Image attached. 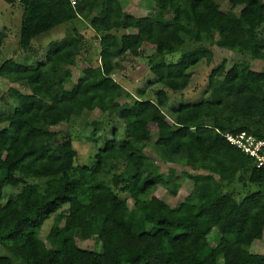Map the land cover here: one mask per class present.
<instances>
[{"label":"trees","instance_id":"obj_1","mask_svg":"<svg viewBox=\"0 0 264 264\" xmlns=\"http://www.w3.org/2000/svg\"><path fill=\"white\" fill-rule=\"evenodd\" d=\"M4 1L22 7L20 49L31 50L36 36L80 18L96 33L99 50L98 64L83 67L74 83L72 67L85 41L76 29L50 41L35 64L12 57L0 63V77L25 88L9 87L10 108L0 110V244L12 255L0 256V264H264V251L249 250L264 231V167L224 136L244 131L264 139V66L242 59L227 68L222 59L208 73L207 99L165 111V88L184 90L188 70L202 59L210 63L213 46L231 48L241 39L244 57L264 61V0H225L228 10L216 0H153L146 16L127 13L120 0ZM5 38L0 31V47ZM188 42L199 45L165 60ZM144 43L153 46L149 70L162 86L150 98L134 96L112 75L119 57L139 56ZM115 109L125 138L119 141L114 129L92 165H75L70 136L55 127L94 112L92 137L97 116ZM161 162L172 166L164 172ZM242 162L251 164L248 181L260 188L236 199L217 180ZM175 166L199 172H183L192 189L172 207L153 193L163 186L177 194ZM74 171L86 172L91 183L79 186ZM5 186L16 191L3 201ZM115 188L129 195L132 207ZM213 227L219 238L200 254ZM79 239H94L95 246L82 248Z\"/></svg>","mask_w":264,"mask_h":264},{"label":"rangeland","instance_id":"obj_2","mask_svg":"<svg viewBox=\"0 0 264 264\" xmlns=\"http://www.w3.org/2000/svg\"><path fill=\"white\" fill-rule=\"evenodd\" d=\"M122 6L126 10H136V15H148L154 8L153 0H120ZM222 10H228L229 5L225 0H216ZM127 12V11H126ZM22 7L18 3L8 4L4 0H0V31L6 34V38L0 47V63L6 58L12 57L17 62L26 64H35L37 61L44 59V53L47 44L50 41L61 39L66 33L76 29L84 36V43L80 47L79 55L74 61L72 67L71 82H76L81 74V70L87 64L96 66L98 64V37L90 28L88 23L80 18L71 22H67L51 29L50 31L41 33L32 39L31 50L24 51L20 49L18 44L19 25L21 20ZM199 28L202 31L206 30L204 23H199ZM199 45V43H186L181 51L166 54V61H176L181 52ZM242 41L236 39L235 45L231 48L217 49L212 47L214 56L210 63L204 59L200 60L196 65L192 66L188 72L190 73V81L187 87L182 91L174 92L166 89L168 95V108L180 103H195L197 101L207 99L209 97L208 73L211 68L217 65L222 59L226 60V67L229 68L233 63L242 59L247 60L255 69H260L264 66L262 60H251L244 57L241 50ZM153 53V46L149 43H144L139 56H133L130 53H125L119 57V65L113 71V77L121 83V85L134 96H139L141 92H145L147 97H153V91L162 86L155 82L154 75L149 70L148 56ZM15 87L20 90L25 88L18 83H10L5 78L0 77V110H9V102L7 101L8 88ZM127 107L128 104L125 102ZM96 113L86 111L79 117H74L67 124H60L55 127L56 130L68 134L71 138L72 145L77 151L74 164L90 166L94 163L95 152L102 147L104 141L112 138L114 129L118 131L117 139L121 141L125 138L124 125L119 119L117 110L103 113L97 116L98 124L95 127L96 131L91 137L93 125L92 118ZM151 139L155 140L157 136L156 128L152 123H149ZM146 152L149 149L146 148ZM150 155V154H149ZM161 169L166 172L170 163L161 162ZM172 166V165H171ZM251 164L242 162L236 167L234 172L225 177H219L217 187L222 191L233 192L236 199H240L249 191L259 189L260 186L248 181ZM177 170V180L180 181V187L176 195H172L163 186H158L153 196L160 201L166 202L172 207L179 201L183 200L192 189V182L183 177V172L196 173L198 170L191 169L187 166H175ZM125 166L122 163L118 164V172H123ZM73 175L79 180V186H87L91 180L87 177L86 172H73ZM118 196L123 199L129 207L133 206V201L127 193L115 188ZM16 189L9 186L4 187L5 201L7 194L15 192ZM154 207V206H153ZM53 221V215L47 218L41 226L40 237L44 239L45 234L49 230ZM219 238V232L216 227H213L207 235L206 240L200 245L199 253L203 254L212 245H215ZM77 243L82 248H93L95 246L94 239L77 240ZM249 250L254 253H262L264 251V231L261 239L256 240L250 246ZM0 256H12L10 252L0 244Z\"/></svg>","mask_w":264,"mask_h":264},{"label":"built area","instance_id":"obj_3","mask_svg":"<svg viewBox=\"0 0 264 264\" xmlns=\"http://www.w3.org/2000/svg\"><path fill=\"white\" fill-rule=\"evenodd\" d=\"M15 1L22 2L23 0ZM76 1L69 0L71 5H75ZM224 136L232 145L248 156L256 167H264V139L256 138L244 131L238 134L225 133Z\"/></svg>","mask_w":264,"mask_h":264},{"label":"crops","instance_id":"obj_4","mask_svg":"<svg viewBox=\"0 0 264 264\" xmlns=\"http://www.w3.org/2000/svg\"><path fill=\"white\" fill-rule=\"evenodd\" d=\"M123 7V6H122ZM154 9V8H153ZM123 10L124 11H127V13H129V14H132V15H134V16H146V15H136V14H138V13H136V10L135 9H132V10H126L124 7H123ZM153 12V10L151 11V13ZM150 13V14H151ZM149 15V14H148ZM75 20V19H74ZM20 22V21H19ZM67 23V22H66ZM64 24V23H63ZM61 25V24H60ZM57 27V26H56ZM55 28V27H54ZM53 29V28H52Z\"/></svg>","mask_w":264,"mask_h":264}]
</instances>
